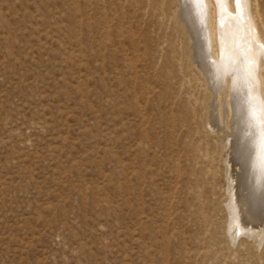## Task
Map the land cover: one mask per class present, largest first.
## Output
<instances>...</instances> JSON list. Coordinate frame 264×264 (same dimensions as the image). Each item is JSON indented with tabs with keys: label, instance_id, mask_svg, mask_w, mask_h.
Returning <instances> with one entry per match:
<instances>
[{
	"label": "rangeland",
	"instance_id": "rangeland-1",
	"mask_svg": "<svg viewBox=\"0 0 264 264\" xmlns=\"http://www.w3.org/2000/svg\"><path fill=\"white\" fill-rule=\"evenodd\" d=\"M208 2L212 50L251 60L264 97V0ZM180 5L0 0V264H264L263 239L228 232L208 125L230 130L235 95L191 62Z\"/></svg>",
	"mask_w": 264,
	"mask_h": 264
},
{
	"label": "bare ground",
	"instance_id": "bare-ground-1",
	"mask_svg": "<svg viewBox=\"0 0 264 264\" xmlns=\"http://www.w3.org/2000/svg\"><path fill=\"white\" fill-rule=\"evenodd\" d=\"M179 1L181 5L178 15H179V20L182 23V27L185 30L190 40L191 51H192L191 62H193L200 69L201 73L206 77L209 88L213 92L222 89L221 87H224L228 92V95L230 94L233 96L235 95V97L234 98L232 97L231 98L232 100H228V102L225 105V110L228 113L230 111L232 113V122H231L232 124H231V128L229 127L230 130H226L227 128L220 126L221 124L219 119L220 114H218V112L215 111L214 113L210 114L208 117L209 127L213 130L220 132V136L223 138V140L226 141L228 145L226 151V176L228 183L227 184L228 202L226 203V206L229 210L228 232L230 236L233 238H235V236L239 234H246L247 236L250 235L254 237L256 241H263L264 240V97L262 95V92H260L261 91L260 89L262 87V80L259 73L261 69V65L259 63L254 62V60L252 61L254 62L253 67L255 66V71L253 72L254 74L252 76H254L255 78L254 81H256V84L254 85V88L252 86L251 89L249 85V89L252 91L256 90V94L259 91L260 97L259 96L258 97L260 99L257 98L259 102L257 99H254L253 102H251L250 101L251 98H249V94H248L251 91H248V88L247 89L245 88L247 78H249L247 77L248 73L247 75L246 73L242 74L244 71V69H242L243 65L247 64L248 61L251 60L247 59L248 61L245 64H242V61L241 60L239 61V59L241 58L236 57V60L228 59L227 57H230L229 55L231 54L229 53H228L229 55L225 54L227 53V51H225L223 48L225 44L224 45L222 44L223 46L221 45L223 48V52L225 51V53H223L225 54V56H223L222 54L217 55V53H214V51L212 50L213 47L212 43L215 41V38H217V33L218 32L220 33V30L218 29V27H216L219 24L218 23L219 21L216 20L217 23L214 22L213 27L210 25L208 0H179ZM226 4H222V6ZM227 7L228 6L226 5V9ZM228 14L230 13L228 12ZM219 18L220 17H218V19ZM219 25L221 28V24ZM224 27L226 26H223V28ZM217 30L219 31L217 32ZM239 32L241 33V30L238 31V33ZM249 33L247 34L248 36L250 35ZM255 34L257 35V33ZM220 35L218 37H220ZM239 35L241 36V34ZM242 37H244V34L243 36H241V38ZM230 42H232V40ZM248 42H249V38H248ZM225 49L229 51V47ZM236 52H238V50ZM242 54L243 53H241V55ZM250 58L252 59V57ZM243 61L245 62L246 60ZM256 61L258 62V60ZM249 63L251 64V62ZM248 65L247 66L245 65L246 67L244 66L245 69L248 67ZM233 67L237 68L239 71L241 70L242 71L239 76L236 75L235 77L231 76L230 81L226 82V77L229 76L230 74L229 69H233ZM248 68H250V65ZM255 100L258 102L256 103L259 104V106L258 105L255 106L256 104Z\"/></svg>",
	"mask_w": 264,
	"mask_h": 264
}]
</instances>
